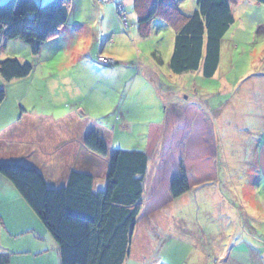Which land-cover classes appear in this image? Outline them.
<instances>
[{
  "label": "rangeland",
  "instance_id": "rangeland-1",
  "mask_svg": "<svg viewBox=\"0 0 264 264\" xmlns=\"http://www.w3.org/2000/svg\"><path fill=\"white\" fill-rule=\"evenodd\" d=\"M177 1L185 11L196 5V0ZM250 1L243 4L244 12L234 9L236 22L226 38L232 40L229 34L234 33L230 48L232 74L238 77L252 69L255 73L230 92L217 90L215 79L189 73L167 78L174 96L179 94L177 90L189 98L212 92L211 101L223 103L221 115L216 117L218 178L202 183L195 193L199 233L193 227L192 219L196 217L191 214L181 217L176 213V219H158L167 227L180 229L181 225L182 236L184 232L196 238L194 243L185 237L192 243L184 246L177 239L179 234L167 232L169 241L157 252L167 264L181 263L182 255L193 249L200 253L199 260L196 253L190 255V264H264V57L258 53L264 42L262 29L256 34L259 25L239 19L241 15L246 17L245 12H254L258 17L262 15L264 23V5L257 8ZM119 3L125 7L124 17L117 11ZM136 21L133 0H71L67 22L42 44L37 55L20 39H1L0 59L16 57L33 66L25 77L7 82L0 77V87L6 91L1 113L9 114L14 108L15 116H19L23 112L20 110L29 106L55 114L80 106L92 116L90 122L104 127L102 132L108 145L114 144L113 149L143 148L146 122L162 120L160 111L147 107L148 93L155 90L150 78L160 79L167 71L174 31L156 18L141 36ZM99 55L108 61H98ZM213 90L220 93L214 95ZM119 105L124 115L119 113ZM113 123L117 125L115 131ZM8 253L5 262L0 258V264L16 263V256ZM127 257L126 264L144 263L140 258ZM23 259V264H32L28 257Z\"/></svg>",
  "mask_w": 264,
  "mask_h": 264
},
{
  "label": "trees",
  "instance_id": "trees-1",
  "mask_svg": "<svg viewBox=\"0 0 264 264\" xmlns=\"http://www.w3.org/2000/svg\"><path fill=\"white\" fill-rule=\"evenodd\" d=\"M255 1L264 5V0ZM70 4L71 0L0 2V41L20 39L37 55L42 44L67 22ZM120 5L122 9L117 11L124 17L126 10L121 3L117 8ZM133 6L141 36L156 18L173 29L167 61L172 73L200 69L206 78L214 75L222 40L234 22L229 0H196L190 11L179 8L177 0H133ZM32 68L16 57L0 59V77L6 82L27 76ZM5 97L6 91L0 87V104ZM84 142L93 152L108 155L107 140L100 133L89 131ZM159 156L174 164L168 184L174 199L217 180L211 113L187 98L164 105L162 120L147 123L143 148L111 151L106 186L101 191H92L91 175L75 171L64 186L50 187L38 169L19 161H0V174L18 190L55 240L59 264H124L147 179L151 181Z\"/></svg>",
  "mask_w": 264,
  "mask_h": 264
},
{
  "label": "crops",
  "instance_id": "crops-1",
  "mask_svg": "<svg viewBox=\"0 0 264 264\" xmlns=\"http://www.w3.org/2000/svg\"><path fill=\"white\" fill-rule=\"evenodd\" d=\"M2 1L4 0H0V2ZM36 1L42 3L48 0ZM229 2L234 17L233 24H235L236 16L234 9L244 12L243 4L249 3V0H229ZM255 3L257 8H260L258 2L255 0L250 1V4ZM244 14L246 17L243 19L241 15L239 19L248 20L249 24L255 27L259 25L256 34L262 29V41L264 42V23L260 20L262 15L258 17L254 12L250 14L245 12ZM233 36L234 33L229 34L232 40ZM232 40L226 38V35L222 40L219 66L210 78L202 76L200 69L196 72L177 75L172 73L168 67L165 74H162V78H150L152 84L155 85V90L148 93L150 104L147 107L156 108L163 116V108L160 107V104L164 107L167 103L184 98L196 101L212 114L216 131V117L221 115L223 103L220 102L219 105H216L212 102L210 98L212 92H206V95L201 94L200 97L193 95V98H189V95L177 90L179 94L174 96L171 94L167 78L173 74L183 76L189 73L197 77L202 76L203 79H215L219 85L217 90L230 92L232 88L243 83L244 79L249 78L254 72L252 69L250 72L238 77H236L237 74H232L233 68L231 69V66L233 67V65L231 64L230 51L234 43ZM258 53L264 57V43ZM231 77L235 78L232 79ZM171 88L174 90L173 85ZM182 91L184 90L182 89ZM196 91L200 93L199 90ZM168 92L171 94L169 97L167 96ZM218 93L220 92L213 90L214 95H218ZM1 107L2 104H0V160L19 161L33 166L43 174L47 185L50 187L64 186L68 181L70 173L75 171L92 176L93 192L101 191L105 188L109 167V154L113 150L114 144L111 142L108 145V155L106 156L93 152L86 146L84 138L89 131H96L104 138L105 136L102 132L104 127L102 125L99 126L100 124L95 123V121L90 122L92 116L83 108L78 106L72 109H64L54 114L25 106L24 110H20L23 112H20L19 116H15L17 115V109L13 108L9 114H5L1 113ZM118 111L123 115L125 113H123L122 106L120 105ZM127 112L130 113L129 111ZM124 119V122H127L128 118L125 117ZM42 128L47 129L42 130ZM112 129L114 131L117 129L115 123H113ZM142 147H144V144ZM217 155L219 160L218 145ZM152 172L151 181L148 182L147 179L141 211L133 229L129 256L140 258L142 262L148 264L153 260L156 261L154 264L167 263V260L164 258L157 257L158 250L163 248L169 241L167 232L179 234L180 237L177 239L178 241L180 240V243L183 242L184 246L185 244L190 245L191 241L195 243L196 238L194 240L193 236L190 237L189 234L187 235L184 232L182 233L185 236H182L180 234V229H183L181 225H179L180 229L177 226L175 228L173 226L167 227L166 223L163 224L164 222L158 219L165 217L163 219L165 220L167 216L171 219H176V213H180L181 217L183 214H191V217H196L192 219L193 227L199 233L200 224L196 220L199 206L195 205V193L198 187L205 183L197 185L189 192L174 199L170 196L168 190L169 181L175 173L172 161H168V158L165 157L160 158L159 156L155 170ZM190 193L193 194V197ZM160 213L163 215L159 216ZM182 223L183 221L180 222V224ZM185 237H189L187 239H191V241H188ZM193 250L186 255H182L184 261L178 262V264H190L191 262H187L192 260V257H189L190 255L195 253L196 255H200L198 251ZM9 251H11L12 256H16L15 264H18L20 260L23 264L24 257H28V260L32 261V264H41V260H44L45 264H59V251L55 240L19 194L18 190L8 179L0 175V258L4 262ZM24 253L27 255H24ZM28 254H32L33 256Z\"/></svg>",
  "mask_w": 264,
  "mask_h": 264
},
{
  "label": "built area",
  "instance_id": "built-area-1",
  "mask_svg": "<svg viewBox=\"0 0 264 264\" xmlns=\"http://www.w3.org/2000/svg\"><path fill=\"white\" fill-rule=\"evenodd\" d=\"M118 9H119V10L122 9V6H121V5L118 6ZM123 14H124V12H123ZM99 60H101L102 62H105L107 59L104 58V57H102V56H100V57H99Z\"/></svg>",
  "mask_w": 264,
  "mask_h": 264
}]
</instances>
